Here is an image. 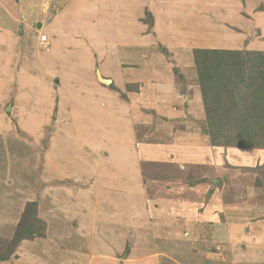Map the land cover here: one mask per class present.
<instances>
[{
	"label": "crops",
	"instance_id": "crops-1",
	"mask_svg": "<svg viewBox=\"0 0 264 264\" xmlns=\"http://www.w3.org/2000/svg\"><path fill=\"white\" fill-rule=\"evenodd\" d=\"M262 3L264 0H63L56 14L47 15L46 21H34L35 29L31 21L18 24L15 15L0 19V103L12 99L5 109L19 114L24 132L37 138L50 101L53 106L58 97V149L60 155L68 154L60 164L69 165L71 154L82 156L78 149L82 146L95 149L96 164L121 168V172L109 170L107 174L98 166L96 176L110 181L100 185V191L95 186L85 188L84 201L81 192L74 190L78 199L73 205L68 202L63 211L77 221L70 231L63 226L62 234L56 232L58 236L51 241L48 233L21 239L14 253L0 264H167L161 253L170 250L164 249L166 235L161 232L166 227L171 228L168 238L172 245L182 233L196 242L191 255L178 246L183 253L175 259L187 256L185 260L197 264H264V184L243 169L264 165V149L228 146L225 151L224 146L210 144L204 133L206 115L192 54L196 48L264 52V10L258 8ZM34 30L51 37L50 48L42 54ZM44 73L47 77L52 74L55 83L50 86ZM111 84L117 90L110 88ZM34 99L36 108L30 105ZM26 103L29 112L25 115L22 106ZM156 121L174 133L175 149L167 137L134 141V123L156 126ZM87 126L93 131L86 130ZM169 158L181 167H202L199 176H186L199 180L184 183L182 189L168 181V194L154 196L151 205L148 200L152 197L142 184L130 194L129 170L135 169L134 162L139 170L140 160L164 163ZM45 163L41 182L69 177L67 171L60 178V170H52L47 159ZM209 167L216 175L207 173ZM218 182L221 184L215 185ZM231 184L234 187L230 188ZM37 185L29 183L24 191H0V236L12 237L26 202L44 200L42 204H46L50 189L41 186L38 191ZM182 193L185 197L180 198ZM98 196H102L100 202ZM134 197L141 198L139 204L146 214V219L133 227V236L141 235L139 241L132 235L128 238L127 212ZM151 207L158 213H173L172 220L147 219L155 210ZM45 215L48 232L51 223ZM98 228H105L102 238ZM59 242L76 247L65 249ZM90 246L101 255H81ZM111 246L115 250L106 255ZM202 247L204 254L197 251ZM224 247L231 252H225ZM48 250L57 257L46 254Z\"/></svg>",
	"mask_w": 264,
	"mask_h": 264
},
{
	"label": "rangeland",
	"instance_id": "rangeland-1",
	"mask_svg": "<svg viewBox=\"0 0 264 264\" xmlns=\"http://www.w3.org/2000/svg\"><path fill=\"white\" fill-rule=\"evenodd\" d=\"M60 1L63 2V0H0V19L5 20L8 17V15H15V17L18 16L19 18L18 24L24 25L26 23L28 24L29 21H31L30 24H32V28L35 29L34 21H37V20L46 21L47 15H50L51 17L53 13L56 14L58 11H60V8H62ZM258 8L264 10V3L258 5ZM146 11L147 9L145 8V12ZM147 13L148 12H146L145 16H146V19L148 20ZM34 32L38 33V37L40 33H42L38 31L36 32L35 30ZM43 33L46 35V41L44 44L45 45L47 44V45L45 48H42V49L39 48L38 46L39 44L37 45L38 46L37 48L41 52V54L45 51H48V49L50 48L49 41L51 40L50 39L51 37L48 36L47 33L45 32ZM37 42H39L38 38H37ZM99 43L100 42H97L98 45ZM157 47L159 49L160 48L162 49V45L160 43L157 44ZM241 51L244 52V50H241ZM192 54H193V59H194V49H193ZM243 56H247L248 60L249 61L251 60V65L249 67H245L246 66L245 64L243 65V67L241 66V62H242L241 55L224 56V59L226 60L224 61L225 62L224 65L226 66V69H224V83L220 84L218 91L213 92L214 88H212V89H209V91L207 92V95L209 97V106L212 109L211 111L212 113H210V117L212 118L213 123H216L217 127L221 126V130L223 131L226 130L227 133H231V131L235 129V126L239 125L238 122L244 116V114H246L245 113L246 108L251 106V104H249L248 102L249 98H246V100L244 101V104L243 103L242 104H232L227 99V97L232 92L235 93L237 91L238 87H235L234 85H237V81L242 75V73L245 72L244 79H246L247 81L246 83L254 82V80L258 79V75L264 78V63L261 66L258 65L259 59L255 58V55L245 54ZM260 57L264 58V56H259V58ZM183 59L185 60V57ZM41 61L43 62V60ZM98 73L100 75L99 70H98ZM43 76L46 78V81L48 82L50 86L55 83V78L52 74H49V76L47 77L44 73ZM196 76H197V71H196ZM112 88L117 90V88H115L114 86ZM243 93H244L243 89H240V91H238V93L236 94L240 96ZM119 94L122 96L123 99H125L124 93L120 91ZM243 97H245L244 94H243ZM262 97H263L262 100L259 99L258 97H256L254 100L256 103L262 104L264 106V93L262 94ZM11 103H12V99L7 100L6 104L0 103V124L3 125L2 126L3 129L0 132V191L3 189L10 190L12 188L13 189L19 188L20 190L24 191L25 188L28 186V184L33 183V182L35 185L38 184L37 185L38 188L35 186L38 189V191L40 190L41 186H42V189L43 187L48 186L47 188H49L50 190L48 194H46V199L49 201L47 202V200H45L46 204L45 202L44 204H42V201L44 200H42L40 203L34 201L36 204V207L35 208H33L32 206L28 207L27 209L28 218H26L25 221L23 220V223L30 221L29 216H31L32 212L35 210V215L37 219L41 222V223L38 222L37 226L40 227L43 224L44 229L43 231H36V233L32 237L24 238V239H31L36 236L44 237L46 236V233H48L47 237L49 238V241H51L52 239L51 237L58 236L56 232H58L59 234L60 233L62 234L63 231H60V230H63L62 229L63 226L66 227L67 229L69 228L68 230L70 231L71 230L70 228H72V226H74L75 223L77 222L75 219L68 217L63 212L65 211L64 206L68 204V202L71 203V205H73L74 201L78 199V196L77 198H75L74 196V190L75 191L77 190V192L78 191L81 192V201H84L86 199V197H84L85 188H87L88 186L90 187L95 186L94 189H97V191H100L101 190L100 185H103L104 183H108L110 179L109 177L100 178L96 176L95 170H97L98 166H101L102 164L101 165L96 164V161H97L95 160L96 156L94 158V155H92V153L94 154L95 149H92V148L89 149V147L81 146L78 148L82 156H75L71 154V156H69V160H70L69 165L68 163H66L68 167L65 166L64 164L62 165L60 164V160L62 158L68 159V154L66 153L64 157V154L60 155V149H58V146H60V142L57 143V140H58L57 137H60V99L58 97L54 101L53 106L50 101L47 107L49 108L48 116L45 117V119L43 117V124H41L42 130L38 132L37 138H34L28 133L24 132V126L22 124V119L20 120L21 117L19 114H15L14 111L8 108L5 109V106L6 105L8 106V104H11ZM30 105L36 108L37 105L35 103V99L33 100V102L30 103ZM44 107L46 108L45 105ZM22 110H24L25 115L28 114L29 103L28 104L26 103V107L22 106ZM145 110L146 109H144V111ZM69 120H70L69 122H71L72 118H70ZM254 121H257V123L254 124ZM260 123H264V109H261V112H259V114L253 113V117L251 118V124H253V129L258 130ZM150 124L151 123L148 122L146 124L145 123H134L132 125L134 135H136V137L134 136V141L137 139L138 141L152 142L157 139L162 140L165 137H167L169 138L167 139V141L170 144L172 143V146L175 149L176 147L175 142L177 140H174L175 138L174 133L168 131L166 126L162 125L161 122L159 121H156V126L154 124L152 125ZM88 129L92 130L89 127L86 130ZM163 129H167V130L161 132ZM206 129H207V125H206ZM206 129H204V133L206 134V136H208ZM68 139L70 138L68 137ZM208 139H209V136H208ZM80 143L83 145V142H81V139H80ZM256 143H258L259 145L263 144L261 140ZM259 145H257V147L255 148L264 149V147H262L263 145L260 147ZM214 146H217V145H214ZM219 146H222V145H219ZM229 146H234V145H229ZM224 147L226 148L225 151H227L228 146H224ZM65 149H67L68 151V147H66ZM46 159L47 161L51 162L52 167L50 165L49 166L51 167L52 170H55V171L60 170V176L62 175L60 178H62L64 175L62 172L66 173L67 171H68L67 174L68 173L70 174L69 177H66L65 179L64 178L62 179L49 178V181L47 183L46 181L45 183L41 182V175L43 177V174L47 170L45 169ZM168 160L170 163L167 161L164 162L165 160L162 161L164 163H159L157 161L156 162H151V161L145 162V161L140 160L139 170L137 168V162H134L135 169L133 170V172H132V168H130L129 170L130 171L129 183H130V189H131L130 194H133L134 192H136L138 184L140 185L142 184L141 188L143 189L144 187V190L147 192V195L152 197L148 200L149 205H151L154 200L153 198L154 196L158 197L159 195L163 193L168 194L167 189H168V186L170 187V183L171 184L174 183L177 186H180V188L182 189L181 186L184 183L190 185L199 180L198 178L191 180L190 177L199 176L200 171L202 170V167L198 165L197 166L186 165V167H181L179 166V164L172 163V159L169 158ZM175 160H177V158H175ZM131 162H133V160H131ZM73 166L78 167V168L75 169ZM102 166L106 170L105 172L107 174L109 170L113 172H116V171L121 172V168L119 166H118L119 168L114 166L116 170H113L111 168L113 167V164L112 166L110 164H103ZM243 169L249 172L251 171L253 174L258 176V180L261 179V182L264 184V165L256 164L255 166H250L247 168L245 167ZM212 171L214 170L211 167H209V171L207 173H209L211 176L216 175ZM237 171H243V170L242 168H239V169L237 168ZM89 175L91 177L90 179L87 178L89 177ZM187 175H189L190 177L187 178L186 177ZM84 177L90 180V182H88L87 179H84ZM215 179L216 177H214V181ZM34 180H37V182L35 183ZM168 181H170V183ZM217 184H221V183L220 182L215 183V185ZM60 187L61 189H64V190L60 191ZM231 187H234V186H232L231 184L230 188ZM54 189L58 190L57 192L59 193V195L53 193V191H55ZM173 190H175V187L173 188ZM179 190L180 189H177V191ZM60 194H62V196ZM99 197L101 198L99 199ZM137 197H134L131 199L130 210L129 212H127L128 222H129L128 238H130L129 236L132 235V238L135 241H139L141 239V235L140 233H137L136 235L137 237H134L132 234L133 227L135 225L140 224V222L143 219H146L145 211L142 210L143 204H139L141 202L140 200L141 198L138 199ZM182 197H185L184 193L180 194V198ZM51 199L54 202L53 207L51 206ZM97 199H98V202H100L102 199V196H98ZM27 203L28 202L25 203L24 209H26ZM172 205L174 204L172 203ZM146 209H149V207L146 206ZM154 209L155 207H151L150 210H154ZM156 210L158 209H155L153 213L149 212V214H152V215L150 217L147 216V219L150 218V220H153V219L160 220L161 223H163V221L165 220H168V221L172 220V217L174 215L173 213L171 214V212L169 213L165 211V214H162L163 212L159 210V213H158V211L156 212ZM40 211L44 214V216L40 214ZM185 212L186 214H188L189 209L185 210ZM45 214L49 215L47 220H48V223H51V225L49 226L50 228L48 232H47L48 227L46 226L47 223H46ZM175 214L177 215V213ZM185 216L186 215H184V217ZM98 229H99L98 231H101L100 236L102 238V232L104 231L105 228H98ZM170 230L171 228H168V227H166V229L164 228L161 229L162 234L166 235L163 241L164 246H165L164 249H170L169 251L161 250V253L165 258L164 261L167 262V264H197L195 261H192L190 259H186L188 261L187 263V261L185 260L187 256H184L183 260L174 258L176 254L180 255L181 253H183L182 251L181 252L179 251L180 249L177 248L178 246H181L180 248L186 251V254L191 255V253H189L190 249L191 247L195 245L196 242L194 239L193 240L188 239L186 237L187 233L186 234L182 233L181 235L183 237L177 242V244L172 245V241L169 240L168 238L169 237L168 233ZM183 232H185V230ZM15 237H16L15 232L14 234H12L11 238H8V237L4 238L3 236H0V253L1 254L7 253L8 258L12 255V253H14L16 246L20 243V240L14 241ZM62 239H63V236H62ZM87 240L89 241L88 238ZM139 243L141 244V241ZM50 245H53V244L48 242V246ZM59 245L60 247L65 248V249H67V247L68 249H72L76 247L75 245L70 246V244H64L62 242H59ZM91 248L92 246H90V248L88 249L86 248L85 251L81 255L90 256L91 254H95L96 255L95 257H98L101 255V253L97 251V248L92 249V250ZM111 249L115 250L113 246H111V248L107 249L106 255L110 254L109 251ZM223 249L227 253L231 252L230 248L227 249V247H224ZM197 251H201L203 254L205 253L203 252L204 251L203 247L199 248ZM47 252L46 254H48L50 257L52 258L57 257V256L54 257V253L52 250H48ZM192 255L194 257L196 256L195 254H192ZM62 261L63 259H60V263Z\"/></svg>",
	"mask_w": 264,
	"mask_h": 264
},
{
	"label": "trees",
	"instance_id": "trees-1",
	"mask_svg": "<svg viewBox=\"0 0 264 264\" xmlns=\"http://www.w3.org/2000/svg\"><path fill=\"white\" fill-rule=\"evenodd\" d=\"M245 54L255 55V58H258V65H263L264 58L259 56H264V52L260 51H245L241 50H220V49H194V63L197 71V79L200 86L202 100L204 105V110L206 114V124L207 129L206 132L209 136L211 145H222V146H240V147H257L259 145L258 141L263 142L264 147V123L259 124L258 130L253 129V124H251V118L253 117V113L259 114L261 109H264L262 104H258L255 102V98L258 97L262 100V94L264 93V78L258 75V79L254 80L252 83H246V79H244L245 72L242 73L240 78L237 81V85H234L237 88V91L232 92L227 99L232 104H244L246 98H249V106L246 108V114L240 119L238 122L239 125L235 126V129L231 131V133H227L226 130H221V126L217 127L216 123H213L212 118L210 117V113H212V109L209 106V97L207 92L209 89H213V92L219 90V86L221 83H224V69L226 66L224 65V56L227 55H241V66L245 64V67H249L251 65V60L249 61L247 56H243ZM223 56V57H222ZM261 80V82H260ZM243 82V83H242ZM256 82V83H255ZM111 87L112 84L110 85ZM243 89L244 96L241 94L237 95L238 91ZM257 121H254V124ZM252 125V127H251ZM219 128V129H217ZM32 206L36 207L35 202H28L26 204V209L22 212L19 223L16 226L15 233L16 237L14 241H18L24 238L32 237L36 231H43V224L39 227L37 226L38 222L41 223L36 215L35 210L32 212L30 217V221L23 223L26 218H28V207ZM23 223V224H22ZM40 233V232H39ZM8 254L0 253V260L7 259Z\"/></svg>",
	"mask_w": 264,
	"mask_h": 264
},
{
	"label": "built area",
	"instance_id": "built-area-1",
	"mask_svg": "<svg viewBox=\"0 0 264 264\" xmlns=\"http://www.w3.org/2000/svg\"><path fill=\"white\" fill-rule=\"evenodd\" d=\"M38 44L40 48H45L46 45L44 44L46 41V35L44 33H40L39 37H38Z\"/></svg>",
	"mask_w": 264,
	"mask_h": 264
},
{
	"label": "water",
	"instance_id": "water-1",
	"mask_svg": "<svg viewBox=\"0 0 264 264\" xmlns=\"http://www.w3.org/2000/svg\"><path fill=\"white\" fill-rule=\"evenodd\" d=\"M104 80V79H103ZM105 83H108V80H104Z\"/></svg>",
	"mask_w": 264,
	"mask_h": 264
}]
</instances>
